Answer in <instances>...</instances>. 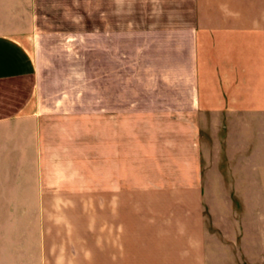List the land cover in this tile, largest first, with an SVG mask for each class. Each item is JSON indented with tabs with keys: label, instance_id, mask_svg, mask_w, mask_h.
I'll return each instance as SVG.
<instances>
[{
	"label": "crops",
	"instance_id": "obj_1",
	"mask_svg": "<svg viewBox=\"0 0 264 264\" xmlns=\"http://www.w3.org/2000/svg\"><path fill=\"white\" fill-rule=\"evenodd\" d=\"M239 35L263 76L264 0H0V209H38L15 264H264V170L90 179L50 120L119 121L115 43L141 37L145 84L195 78L187 55ZM244 184L243 211L216 218L207 198Z\"/></svg>",
	"mask_w": 264,
	"mask_h": 264
},
{
	"label": "rangeland",
	"instance_id": "obj_2",
	"mask_svg": "<svg viewBox=\"0 0 264 264\" xmlns=\"http://www.w3.org/2000/svg\"><path fill=\"white\" fill-rule=\"evenodd\" d=\"M248 36H236L231 44L210 42L192 58L187 55L184 61L197 64L195 78L180 71L174 82H156L152 73L145 84L141 37L115 43V49L123 45L129 51L125 66L132 81L131 90L117 92L119 121L95 120L90 106L50 116L51 129L61 132V144L90 179L264 170V75H255ZM248 190L244 184L214 191L207 200L216 218L230 207L241 213ZM37 215L35 208L0 209V264H15L18 245Z\"/></svg>",
	"mask_w": 264,
	"mask_h": 264
}]
</instances>
